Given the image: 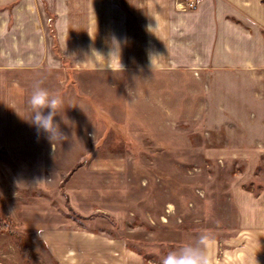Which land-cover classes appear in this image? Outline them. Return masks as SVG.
I'll list each match as a JSON object with an SVG mask.
<instances>
[{
	"label": "rangeland",
	"instance_id": "1",
	"mask_svg": "<svg viewBox=\"0 0 264 264\" xmlns=\"http://www.w3.org/2000/svg\"><path fill=\"white\" fill-rule=\"evenodd\" d=\"M142 3L121 17L116 0H29L18 10L22 33L50 46L53 63L34 74L62 82L49 93L70 123L54 117L59 142L37 134L29 98L14 97L0 66V264H57L48 233L89 224L120 238L135 264H162L197 242L211 264H264V230L242 223L235 203L236 192L264 186V159L243 182L263 133L248 97L255 77L146 62L148 49L166 50L142 31L159 22L141 16L144 4L160 6Z\"/></svg>",
	"mask_w": 264,
	"mask_h": 264
},
{
	"label": "crops",
	"instance_id": "2",
	"mask_svg": "<svg viewBox=\"0 0 264 264\" xmlns=\"http://www.w3.org/2000/svg\"><path fill=\"white\" fill-rule=\"evenodd\" d=\"M10 1L14 2L12 8L0 12V66L13 75L14 97L30 98L37 82H42L41 86L50 91L48 85L59 81L49 80L48 73L34 74L35 70L44 72L50 68L53 54L47 41L36 34L32 36L35 40H29L18 25V10L29 0H0ZM116 2L121 5L120 17L133 16L135 3H158L160 6L155 10L144 4L141 16L158 18L159 22L146 23L142 31L158 35L159 43L165 44L160 49L164 47L166 52L148 49L146 62L190 71L211 68L237 71L240 76L245 72L254 75L257 85L249 90L248 97L253 98L250 107L256 125L263 133L256 140L259 148L245 157L246 162L255 163L248 165L244 175L243 182L250 181L252 168L256 169L258 162L264 159V0H200L193 10L186 8L182 0ZM125 2L127 7H124ZM163 32L166 39H162ZM41 53L46 56L39 62ZM41 65L43 67L39 68ZM26 74H30V86L24 83ZM59 84L61 89L63 84ZM238 154L232 159L239 158L241 153ZM255 180H258L256 176ZM235 196L239 220L264 230V186L254 195L236 192ZM87 228L80 231L58 229L48 233L49 249L57 264H135V252L120 238L96 234L92 224ZM132 232L127 231V236Z\"/></svg>",
	"mask_w": 264,
	"mask_h": 264
},
{
	"label": "clouds",
	"instance_id": "3",
	"mask_svg": "<svg viewBox=\"0 0 264 264\" xmlns=\"http://www.w3.org/2000/svg\"><path fill=\"white\" fill-rule=\"evenodd\" d=\"M112 39L113 43L119 48L117 38L113 35ZM95 53L98 56H102L100 53ZM41 84L42 82L36 83L28 101L32 109L29 122L36 128L37 134L43 131L48 134L49 140L59 142L66 137L60 131L59 124L55 122L54 117L60 116L65 124L70 123L64 112L63 116L60 114L64 100L61 96L50 94ZM45 109L49 110L47 114L44 112ZM203 239L205 238L202 237L201 241ZM162 264H211V260L209 254L201 246V242H197L196 244L185 245L178 250L169 252L163 259Z\"/></svg>",
	"mask_w": 264,
	"mask_h": 264
},
{
	"label": "built area",
	"instance_id": "4",
	"mask_svg": "<svg viewBox=\"0 0 264 264\" xmlns=\"http://www.w3.org/2000/svg\"><path fill=\"white\" fill-rule=\"evenodd\" d=\"M200 0H182L186 8L193 10L197 7Z\"/></svg>",
	"mask_w": 264,
	"mask_h": 264
},
{
	"label": "bare ground",
	"instance_id": "5",
	"mask_svg": "<svg viewBox=\"0 0 264 264\" xmlns=\"http://www.w3.org/2000/svg\"><path fill=\"white\" fill-rule=\"evenodd\" d=\"M168 211H171V206H168ZM163 221V220H162Z\"/></svg>",
	"mask_w": 264,
	"mask_h": 264
}]
</instances>
